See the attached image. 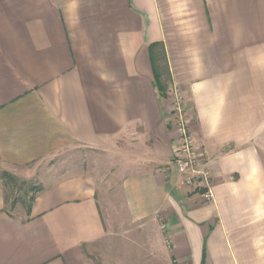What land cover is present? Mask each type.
Here are the masks:
<instances>
[{
  "label": "crops",
  "instance_id": "1",
  "mask_svg": "<svg viewBox=\"0 0 264 264\" xmlns=\"http://www.w3.org/2000/svg\"><path fill=\"white\" fill-rule=\"evenodd\" d=\"M154 42L210 170L209 203L172 161ZM76 146L110 153L126 210L160 215L176 264H264V0H0V169L32 177ZM39 182L24 218L0 189V264H88L82 250L103 234L94 178Z\"/></svg>",
  "mask_w": 264,
  "mask_h": 264
},
{
  "label": "rangeland",
  "instance_id": "2",
  "mask_svg": "<svg viewBox=\"0 0 264 264\" xmlns=\"http://www.w3.org/2000/svg\"><path fill=\"white\" fill-rule=\"evenodd\" d=\"M174 91L175 88L168 90L171 94H169L171 103ZM182 103H184V100ZM185 117L188 125L186 106ZM172 126L175 129L173 117ZM194 150L195 155H197L195 145ZM109 154L105 152L104 148L76 146L62 150V152H58L50 156V158L37 161L33 165L37 170L34 176H17L19 180L24 181L17 196L24 201L28 200L30 191H28L27 187L33 184L40 186L39 179L41 178L49 179L53 176H69L80 172L90 174L94 178L96 186L95 197L101 217L103 234L97 241L82 250L87 263L176 264L175 259L170 256L172 253L170 250L172 242L166 235L167 227L160 215L157 217L158 220L155 218H152V220H138L133 219L132 215L126 210L124 196L120 188L121 174L117 171V166L110 159ZM177 154L178 146L174 157ZM3 187V181L0 180V189ZM187 189L191 194L200 191L198 188L192 187H187ZM26 192L28 193L26 194ZM24 205V203L18 202L12 210L8 204L7 209L15 217L24 218Z\"/></svg>",
  "mask_w": 264,
  "mask_h": 264
},
{
  "label": "built area",
  "instance_id": "3",
  "mask_svg": "<svg viewBox=\"0 0 264 264\" xmlns=\"http://www.w3.org/2000/svg\"><path fill=\"white\" fill-rule=\"evenodd\" d=\"M182 102L181 95L175 90L171 104L173 107L172 117L175 122L174 130H176L178 137V154L172 161L181 176L182 184L186 187L198 188L200 190L198 194L202 202L209 203L213 198V191L209 181L211 179L210 170L195 155L194 139L187 125L185 106Z\"/></svg>",
  "mask_w": 264,
  "mask_h": 264
},
{
  "label": "trees",
  "instance_id": "4",
  "mask_svg": "<svg viewBox=\"0 0 264 264\" xmlns=\"http://www.w3.org/2000/svg\"><path fill=\"white\" fill-rule=\"evenodd\" d=\"M149 54H150V61L152 65L153 77L154 78V85L156 87V91L160 97H167L168 95V86L171 82L170 76V69L168 65L167 55L164 48V44L162 42H154L149 46ZM0 180L3 181L4 187L3 190V198L5 208L4 210L11 214L8 211L7 205L9 204V208L13 210L16 203L21 202L24 203V211L27 217L30 215L32 200L35 199V195L38 191L42 188L41 186L37 185H29L28 191H30V195L28 200L24 201L21 197L17 196L19 191H21V187L24 184V181L19 180L17 176L14 174L6 171H0ZM18 182H20L18 184ZM28 192H26L27 194ZM9 209V210H10Z\"/></svg>",
  "mask_w": 264,
  "mask_h": 264
}]
</instances>
